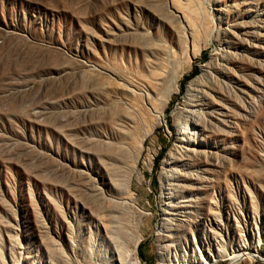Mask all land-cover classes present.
Here are the masks:
<instances>
[{"label":"rangeland","instance_id":"obj_1","mask_svg":"<svg viewBox=\"0 0 264 264\" xmlns=\"http://www.w3.org/2000/svg\"><path fill=\"white\" fill-rule=\"evenodd\" d=\"M114 242L264 264V0H0V264Z\"/></svg>","mask_w":264,"mask_h":264},{"label":"bare ground","instance_id":"obj_2","mask_svg":"<svg viewBox=\"0 0 264 264\" xmlns=\"http://www.w3.org/2000/svg\"><path fill=\"white\" fill-rule=\"evenodd\" d=\"M198 116L199 115L197 114V112L194 111L192 113V120L196 121V118H198ZM192 120L190 121V123L192 122ZM190 123H186L185 124V126L189 125V129H187L186 127H183V129H181L182 132L184 131V136L181 137V139L179 140V142H181V144L182 143L183 144L186 143V135L187 136L192 135V132L189 131L190 127H191ZM181 149H183V151L185 153H187V154H189V152L192 153L193 151H195L191 147H189V145L184 146ZM161 232H162V234L169 233V226L166 225V231H164L163 228H162ZM168 237H169V235H168ZM71 244H72L71 251L73 253H75V255H76V252H78L77 250L79 248L78 242L73 239L71 241ZM60 245L58 244L61 254H66L64 252V249L62 248V245L61 246ZM53 251H54V249H53ZM251 251L252 250H251L250 247H248V246H246L245 244L242 243V244L238 245V247L235 249L234 254L242 255V257H243V256L247 255V253H249ZM130 253H131V251L128 250L125 246H123L122 242H114L113 249L111 250L109 256H107V257L105 256V259H107L106 261H107L108 264H114L113 263L114 261L117 262V264H136L137 260H134V259L133 260H128V256L130 255ZM212 257L214 258V256H212ZM263 260H264V257H263ZM177 264H207V261L206 260H202V262H196L194 260L193 261L191 260V261H185L183 263L178 262Z\"/></svg>","mask_w":264,"mask_h":264},{"label":"trees","instance_id":"obj_3","mask_svg":"<svg viewBox=\"0 0 264 264\" xmlns=\"http://www.w3.org/2000/svg\"><path fill=\"white\" fill-rule=\"evenodd\" d=\"M196 74H197V69L194 68L193 71H192L191 77H194ZM187 80H189L188 77H186L185 80L181 83V85H180V92L183 91L185 81H187ZM159 159H160V156H159ZM141 257H142V256H141Z\"/></svg>","mask_w":264,"mask_h":264}]
</instances>
